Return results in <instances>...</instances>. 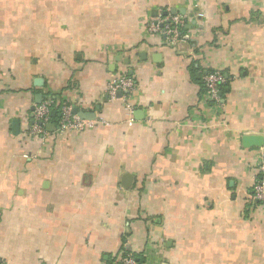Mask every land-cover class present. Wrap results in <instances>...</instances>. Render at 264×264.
<instances>
[{"label": "crops", "instance_id": "crops-1", "mask_svg": "<svg viewBox=\"0 0 264 264\" xmlns=\"http://www.w3.org/2000/svg\"><path fill=\"white\" fill-rule=\"evenodd\" d=\"M172 10L176 47L148 30ZM47 100L90 127L32 134ZM263 159L264 0H0V264H264Z\"/></svg>", "mask_w": 264, "mask_h": 264}, {"label": "built area", "instance_id": "built-area-1", "mask_svg": "<svg viewBox=\"0 0 264 264\" xmlns=\"http://www.w3.org/2000/svg\"><path fill=\"white\" fill-rule=\"evenodd\" d=\"M202 14H196V18H201ZM186 16L171 15L169 13L157 14L149 19L148 30L152 34L163 38L164 43L170 47H176L183 43L182 28L186 25ZM226 82L225 75L218 70H208L202 76V83L208 99L216 104L220 101V88ZM134 91L133 81L126 76L114 78L108 86V97L110 99L120 98L128 101L129 95ZM54 102L47 100L36 106L33 112L32 134L46 137V125L50 122L51 112L57 111L59 114L58 134H66L80 131L90 124L80 119L72 113L71 107L61 104L57 107ZM128 110L130 107L128 106ZM251 201L264 213V164L261 162L257 166L256 176L251 187ZM118 264H138L136 258L130 254H121L118 257Z\"/></svg>", "mask_w": 264, "mask_h": 264}, {"label": "water", "instance_id": "water-1", "mask_svg": "<svg viewBox=\"0 0 264 264\" xmlns=\"http://www.w3.org/2000/svg\"><path fill=\"white\" fill-rule=\"evenodd\" d=\"M171 14L172 15H175L176 14V11L175 10H172L171 11ZM73 114L77 115L82 120H90V119H93L92 114H88V113H85V112H82V111H78L77 109H74L73 110ZM51 115L52 116L54 115L53 112L51 113ZM46 128L49 131H52L53 125L52 124H47L46 125ZM242 143H243V146L244 147H262L263 140H262L261 137L244 136L242 138ZM263 164H264V159H263ZM129 181H130V176L129 175H125L123 177L122 184L125 185V186H127L129 184Z\"/></svg>", "mask_w": 264, "mask_h": 264}, {"label": "trees", "instance_id": "trees-1", "mask_svg": "<svg viewBox=\"0 0 264 264\" xmlns=\"http://www.w3.org/2000/svg\"><path fill=\"white\" fill-rule=\"evenodd\" d=\"M186 22H188V19L186 20ZM186 25H187V23H186ZM186 25H184V27L182 28V31H183V34H185V32H186ZM228 80H226V82L221 86V88H220V96L222 95H224V93H225V90H226V88H227V86H228ZM201 86H202V88H203V90H204V87H203V83H202V81H201ZM205 91V90H204ZM55 103V105L57 106V107H59L62 103H60V104H58V103H56V102H54ZM56 107V108H57ZM55 112H57V111H55ZM58 113V112H57ZM58 116H59V114H58ZM57 118L58 117H54V118H52L51 116H50V121H54V123L57 121ZM57 123V122H56ZM252 187V186H251ZM124 254H127V252H125L124 251ZM136 261H137V263L138 264H141V260H139V259H137L136 258Z\"/></svg>", "mask_w": 264, "mask_h": 264}]
</instances>
